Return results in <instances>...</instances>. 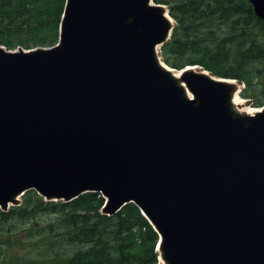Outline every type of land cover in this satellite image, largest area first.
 <instances>
[{"label": "water", "instance_id": "1", "mask_svg": "<svg viewBox=\"0 0 264 264\" xmlns=\"http://www.w3.org/2000/svg\"><path fill=\"white\" fill-rule=\"evenodd\" d=\"M154 4L67 0L58 46L0 45V210L30 190L99 193L109 217L140 209L161 264H264V107L239 113L240 84L198 66L181 71L189 99L163 67L175 23Z\"/></svg>", "mask_w": 264, "mask_h": 264}, {"label": "trees", "instance_id": "2", "mask_svg": "<svg viewBox=\"0 0 264 264\" xmlns=\"http://www.w3.org/2000/svg\"><path fill=\"white\" fill-rule=\"evenodd\" d=\"M67 0H0V45L51 48L60 38ZM176 27L160 49L178 71L199 66L236 80L253 108L264 106V22L249 0H154ZM104 199L87 193L73 202H46L30 190L22 204L0 210V264H160L159 236L135 204L113 217Z\"/></svg>", "mask_w": 264, "mask_h": 264}, {"label": "bare ground", "instance_id": "3", "mask_svg": "<svg viewBox=\"0 0 264 264\" xmlns=\"http://www.w3.org/2000/svg\"><path fill=\"white\" fill-rule=\"evenodd\" d=\"M165 69L169 70L166 66L163 65ZM174 78L178 82V84L184 89L185 94L189 99H194L193 95L190 91L186 88L185 83L182 81V72H175ZM205 75H208L205 73ZM209 76V75H208ZM232 106L235 108L236 111L239 113L251 114L252 110L246 107V103L244 100L240 99V93L238 90L234 91L232 96Z\"/></svg>", "mask_w": 264, "mask_h": 264}, {"label": "rangeland", "instance_id": "4", "mask_svg": "<svg viewBox=\"0 0 264 264\" xmlns=\"http://www.w3.org/2000/svg\"><path fill=\"white\" fill-rule=\"evenodd\" d=\"M239 85V84H238ZM240 86V88H241V92H242V90H243V86L242 85H239ZM240 92V93H241ZM240 99H242L241 97H240ZM242 100H244L245 101V103H246V106L248 107V108H253L251 105H250V103L249 102H247V100H245V99H242Z\"/></svg>", "mask_w": 264, "mask_h": 264}]
</instances>
